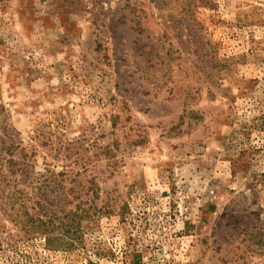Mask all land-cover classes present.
I'll use <instances>...</instances> for the list:
<instances>
[{"label":"rangeland","instance_id":"obj_1","mask_svg":"<svg viewBox=\"0 0 264 264\" xmlns=\"http://www.w3.org/2000/svg\"><path fill=\"white\" fill-rule=\"evenodd\" d=\"M0 264H264V0H0Z\"/></svg>","mask_w":264,"mask_h":264}]
</instances>
